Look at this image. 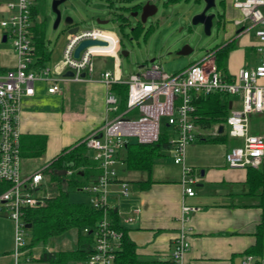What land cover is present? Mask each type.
I'll use <instances>...</instances> for the list:
<instances>
[{
    "label": "built area",
    "instance_id": "obj_1",
    "mask_svg": "<svg viewBox=\"0 0 264 264\" xmlns=\"http://www.w3.org/2000/svg\"><path fill=\"white\" fill-rule=\"evenodd\" d=\"M33 0H7L0 25L6 41L12 39L17 57L15 66L0 70V181L8 184L0 193V211L16 224L15 252L22 253L27 244L26 226L23 221L28 209L45 204V195L39 192L46 187L44 169L32 173L23 171V144L21 107L25 96L36 92L39 82L46 84L49 93L62 91L64 80L84 81L93 79L94 58L114 56L120 58L121 38L100 27L81 29L67 42L62 57L55 64L41 63L34 39ZM241 9L250 28L259 41L256 45L260 57L258 64L240 69L228 77L219 69L215 51L208 50L204 58L188 67L170 74L158 63L144 67L138 73L122 78L115 70L104 69L98 79L106 85V113L104 123L87 134L81 142L86 144L90 157L98 170L92 181L78 187L90 196L91 206L103 210V217L95 230V241L89 257L82 264H114L122 246L123 231L114 227L109 202L110 185L117 181V164L123 163L122 155L131 143H155L163 134L162 126L172 130L167 138L176 163L185 164L187 146L198 139L199 117L197 100L212 93L228 96L241 94V106L233 108L226 123L230 136L241 138L242 143L227 151L226 161L231 167H258L264 156V136L251 133L249 118L252 113L264 111V0H233ZM85 38L106 41V45H89L75 57L79 42ZM120 65V62H119ZM72 71L71 76L66 75ZM115 84L127 86L126 108L117 113L121 96ZM218 135V124L215 133ZM72 164V163H70ZM73 169H67L71 175ZM197 175L188 165L183 166L184 194L193 196ZM120 194L128 195V182L120 180ZM196 207L184 205L185 213ZM132 216L126 217L131 222ZM87 231V229H86ZM187 231L183 228L174 241L171 260L186 264L184 253L189 250ZM254 257L246 255L241 264H252Z\"/></svg>",
    "mask_w": 264,
    "mask_h": 264
},
{
    "label": "crops",
    "instance_id": "obj_2",
    "mask_svg": "<svg viewBox=\"0 0 264 264\" xmlns=\"http://www.w3.org/2000/svg\"><path fill=\"white\" fill-rule=\"evenodd\" d=\"M6 1L0 0V13H2V16L5 14L3 9ZM222 1L224 2V10L220 25H223L224 28V43L230 41L236 43L235 48L231 50L227 58V71L229 74L235 75L240 69L252 67L259 63L260 57L256 49L259 39L255 32H252L254 29L250 28V21L245 18L243 11L233 5V0ZM109 5L112 6L113 2H110ZM109 57L115 59V67L111 70L121 74L119 68L120 58L118 60L114 56ZM50 60L47 62H50ZM16 62L17 57L14 52L13 63H0V67L4 70L15 66ZM100 72L96 67L93 79L84 81L64 80L61 83L62 91L58 93H49L46 84L39 82L36 85L34 95L23 97V100L24 98L32 99L43 92L47 97H58L63 100L67 94L70 100L68 95L75 94L79 99H85L87 109H94V105H97L100 110L98 115H95L93 111L87 113V126L78 137H74L75 139L69 137L65 144L58 146L54 157L67 146L81 141L106 120L105 98L107 88L98 79ZM102 89L104 92H102ZM231 96L233 95L229 96L230 112L233 108L241 106V94ZM23 100L21 126H27L28 123L22 111ZM221 125L224 126L222 132H220ZM226 125L225 123L218 124L219 134L216 135L214 134L215 125L205 126L199 122L197 132L201 136L187 146L185 164L176 163L175 161L174 164H171L166 159L165 151L173 152L170 147L163 149V155L155 159L151 172L133 170L127 167L125 161L127 149L124 151L122 155L124 162L118 163L124 165V167L118 168L117 164L118 178L110 185L109 202L118 211L120 224L127 229L128 236L135 243L139 259L148 261L171 260L174 241L181 230L185 228L190 242L189 250L184 253L186 264H241L246 255L254 257L252 263L260 260V264H264V241L260 256L248 252L257 242V227L261 222L263 209L260 206L259 197L250 191L248 167H231L226 161L227 151L242 143L241 138L227 134ZM39 126H37L38 129H35L39 131L33 133H25L22 130L23 145L24 138L31 134H45L49 142L47 128L44 129V127ZM211 127L214 128V133L208 136L204 130ZM249 130L251 133L264 136V111L250 115ZM88 153L90 155L89 151ZM42 156L29 157L25 156L23 152V171L24 173H32L38 169H44L45 188L46 191L52 193L50 185L56 181L52 180L49 173L46 172V168L54 157L48 163L33 171H30V165L26 164L31 160L36 161ZM184 165L190 166L193 173L197 175L193 196L184 194L182 183ZM255 168L264 170V156L259 166ZM120 180L128 182V195L120 194ZM77 202L91 205L90 201ZM184 205L194 206L196 210L185 213L183 211ZM129 216H132L133 220L126 222V217ZM15 233V222L0 211V264H51L48 260L39 259L43 251H73L79 247V231L77 228H71L60 235L50 237L48 239L50 240L49 244L46 245V243L36 255L33 254V248L36 245L31 249H24L20 254H16ZM29 241L30 239L27 240V244ZM82 262L84 261L71 260L69 264H82Z\"/></svg>",
    "mask_w": 264,
    "mask_h": 264
},
{
    "label": "rangeland",
    "instance_id": "obj_3",
    "mask_svg": "<svg viewBox=\"0 0 264 264\" xmlns=\"http://www.w3.org/2000/svg\"><path fill=\"white\" fill-rule=\"evenodd\" d=\"M147 1L157 4L158 11L144 23V29H150L148 34L145 35V30H143L136 36L132 33V27L138 23L140 17L132 16V11L124 10L122 7L124 5L132 6L137 3L143 6ZM33 2L37 4L38 1L33 0ZM110 2H113L112 6L109 5ZM166 2L167 0H133L132 2L127 0H66L60 5L62 20L57 27H54L56 14L52 9V0H45L43 9L38 12L37 18L44 22L46 46L52 52V58L48 63L52 64L61 59L64 48L71 38L69 33L70 26L65 22L66 16H71L75 24L81 29L101 27L116 33L122 39L119 61L122 78H127L132 73H138L144 67H151L153 63H158L163 71L173 74L201 60L206 56L208 50L225 42L223 25L217 23L218 14L223 13L224 10V2L222 3V0H216V6L209 10V12L216 13L211 34L205 32L202 23L193 24L192 22L193 17L206 6L205 0ZM116 12H122L128 17V22L123 28L114 19ZM2 17V13H0V22ZM98 19L108 20V22L100 24L97 22ZM252 32H255V30H252ZM2 38L3 33L0 27V63L12 64L14 61L12 39L3 41ZM185 45H189L192 51L188 54H178V51ZM122 50H127L128 56L122 54ZM114 61L115 59L109 56L94 58L98 71L106 68L114 69ZM102 92H104L103 89ZM68 96H70V100L67 94L63 100L58 97H47L41 92L36 98H24L22 111L28 125L21 126L22 130L25 133H33L39 131L35 129L40 125L44 129L47 128V133L49 134L46 153L36 161L31 160L26 163L30 165V171L48 163L56 155L58 146L65 144L69 137L73 139L78 137L87 126L88 112L93 111L95 115H98L100 110L97 105H94V109H87L84 98L79 99L75 94H69ZM125 108L126 103L121 102L117 113H121ZM228 128L229 126L226 125L227 134ZM162 130L163 133L166 132L168 136H172V130H169L165 125L162 126ZM204 131L209 136L214 133V128H207ZM165 153L167 155L165 156L166 159L171 164H174V153L171 151H165ZM123 167L124 165L118 164V168ZM66 177H70V175H66ZM64 187L68 191L71 201H90L89 195L84 191L78 190V188L73 186L65 185ZM51 188L53 186L51 187L50 185ZM46 193V188L39 192L40 195H45ZM26 231V239H31L32 228H27ZM49 242L50 240L38 243L33 248V254L39 253L40 249L46 243L48 245Z\"/></svg>",
    "mask_w": 264,
    "mask_h": 264
},
{
    "label": "trees",
    "instance_id": "obj_4",
    "mask_svg": "<svg viewBox=\"0 0 264 264\" xmlns=\"http://www.w3.org/2000/svg\"><path fill=\"white\" fill-rule=\"evenodd\" d=\"M37 4L33 5L34 14V39L38 55L41 57V63L45 64L51 59V51L46 46L44 22L40 21L37 16L38 12L43 9L45 0H37ZM131 2L132 0H127ZM181 0H167L166 3H176ZM200 1V0H196ZM223 3V1H222ZM141 4L137 3L132 6L124 5L122 9L129 11L139 10ZM114 19L123 28L128 22V17L122 12H116ZM223 13L218 14L217 23L222 21ZM144 29V23L139 19L138 23L132 27V33L138 36ZM150 29L144 31L147 35ZM236 46L235 41L216 45L215 58L219 69L230 77L227 71V58L231 50ZM0 70H3L0 67ZM121 96L122 102L125 103L127 86L124 84H115L113 87ZM230 98L226 94L212 93L201 97L197 100V114L199 122L205 126H213L216 124L226 123L229 116ZM48 137L45 134H31L24 138V155L29 157L42 156L47 148ZM171 144L167 138V134H163L162 138L155 143H131L127 147L125 161L127 167L133 170L152 171L155 159L163 155V149H168ZM72 163V164H70ZM63 168L73 169L70 177L59 175L58 171ZM96 165L88 153L86 144L78 141L75 144L64 148L56 157H54L46 168L52 180L56 181L51 184L53 191L46 198L43 205L28 209L25 212L23 221L25 226L31 224L33 234L23 248L31 249L40 242H46L50 237L60 235L71 228H77L79 231V247L73 251H43L39 256L40 260H48L51 264H69L73 261H85L91 251L95 241V230L98 222L103 217V210L95 209L91 205L84 202H73L69 199L68 191L64 188L67 186L79 187L82 184L89 183L97 175ZM248 181L250 191L256 194L260 199V206L263 209L261 222L257 227V242L254 247L249 249V254L260 256L263 249L264 241V170L248 167ZM8 184L0 181V193L7 188ZM110 215L114 227L123 231L122 246L118 251L114 264H177L173 260H141L136 253L135 243L128 236L127 229L119 222L118 211L114 208L110 210ZM87 229V231H86ZM27 232V231H26ZM252 264H260V260H256Z\"/></svg>",
    "mask_w": 264,
    "mask_h": 264
},
{
    "label": "water",
    "instance_id": "obj_5",
    "mask_svg": "<svg viewBox=\"0 0 264 264\" xmlns=\"http://www.w3.org/2000/svg\"><path fill=\"white\" fill-rule=\"evenodd\" d=\"M66 0H52V9L56 14V18H55V23H54V27H57L59 25V23L62 20V12L60 9V5L62 3H64ZM206 2V6L203 8V10L199 13H197L193 19L192 22L193 24H199L202 23L204 25V29L205 32L207 34H211V29L213 27L214 24V19L216 16V13L214 12H209V10L213 7L216 6V0H205ZM157 5L154 3H151L150 1H147L140 10H136L131 12L132 16H139L140 20L145 23L149 17L153 16L156 12H157ZM65 22L70 26L69 28V33L70 34H74L78 31V29L80 28L78 25H75L74 19L71 16H66L65 17ZM98 23L100 24H104L107 23L108 20H97ZM3 41H6V35L3 36ZM106 45L107 42L100 40V39H93V38H85L83 40H81L79 42V44L77 45L74 55L75 57H78L80 52L87 46L89 45ZM192 51L191 47L189 45H185L183 46L179 51L178 54H188ZM122 54H124L125 56H128V51L127 50H122ZM152 61H154V59H152ZM73 74L72 71H69L66 73V75L71 76ZM224 129V126L221 125L220 126V132H222ZM67 173V169H60L58 171L59 175H64ZM31 224H27L26 227H30Z\"/></svg>",
    "mask_w": 264,
    "mask_h": 264
}]
</instances>
